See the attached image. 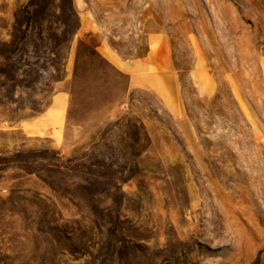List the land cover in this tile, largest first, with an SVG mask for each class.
I'll list each match as a JSON object with an SVG mask.
<instances>
[{"label": "rangeland", "instance_id": "1", "mask_svg": "<svg viewBox=\"0 0 264 264\" xmlns=\"http://www.w3.org/2000/svg\"><path fill=\"white\" fill-rule=\"evenodd\" d=\"M71 6L0 0V264H264V0Z\"/></svg>", "mask_w": 264, "mask_h": 264}, {"label": "crops", "instance_id": "2", "mask_svg": "<svg viewBox=\"0 0 264 264\" xmlns=\"http://www.w3.org/2000/svg\"><path fill=\"white\" fill-rule=\"evenodd\" d=\"M170 85V76L161 71H140L128 77V89L148 88L163 93Z\"/></svg>", "mask_w": 264, "mask_h": 264}, {"label": "trees", "instance_id": "3", "mask_svg": "<svg viewBox=\"0 0 264 264\" xmlns=\"http://www.w3.org/2000/svg\"><path fill=\"white\" fill-rule=\"evenodd\" d=\"M34 8L35 7V4L33 3V2H31L30 4H29V9H31V8ZM68 10V12H70V19L68 18V20L72 23V25L73 26H71V24H69V26L70 27H75V24H73V20H71V16H72V18L74 17V22H75V20L77 19V17H76V15H75V12L73 11V9H72V6H71V0H70V7L67 9ZM30 13H32V12H27L26 11V14H28V15H30ZM33 16L32 17H27L28 18V20L29 21H31V22H33V23H37L40 19H41V16H40V13H39V11H37L36 9L33 11ZM29 28H30V26H28ZM1 74V73H0ZM3 75V74H2ZM56 154H57V159L55 160L56 162L54 163V164H50V166L52 167V168H56L57 170H61V169H63L64 168V166L61 164V162L59 161V158H60V156H59V153L58 152H56Z\"/></svg>", "mask_w": 264, "mask_h": 264}]
</instances>
